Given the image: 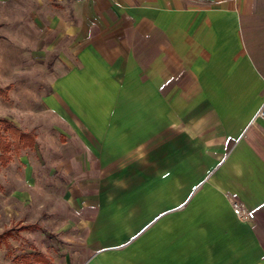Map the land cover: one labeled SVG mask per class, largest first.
Masks as SVG:
<instances>
[{"label":"crops","instance_id":"obj_1","mask_svg":"<svg viewBox=\"0 0 264 264\" xmlns=\"http://www.w3.org/2000/svg\"><path fill=\"white\" fill-rule=\"evenodd\" d=\"M30 1L41 206L86 229L74 263L264 264L258 0Z\"/></svg>","mask_w":264,"mask_h":264},{"label":"rangeland","instance_id":"obj_2","mask_svg":"<svg viewBox=\"0 0 264 264\" xmlns=\"http://www.w3.org/2000/svg\"><path fill=\"white\" fill-rule=\"evenodd\" d=\"M32 6L30 0H0V119L29 134L34 143L15 148L8 126L0 123V234L10 228L13 232L0 238V264H41L35 261L38 253L50 264H78L83 258L74 263V256L84 241L73 234L86 229L41 206V189L46 185L40 169L42 141L54 136L53 145L57 138L55 130L47 133L44 129L51 122L42 103L50 83L45 79L47 65L27 57L33 50L26 44L36 36ZM257 9L256 17L247 24L246 39L264 73V0H258ZM32 223L42 230H21Z\"/></svg>","mask_w":264,"mask_h":264},{"label":"trees","instance_id":"obj_3","mask_svg":"<svg viewBox=\"0 0 264 264\" xmlns=\"http://www.w3.org/2000/svg\"><path fill=\"white\" fill-rule=\"evenodd\" d=\"M7 89L9 90L10 86ZM5 95H7V92H5ZM0 123L6 125V127L8 126L7 129H8V131H10V135L12 137L13 144H14L15 148H20L21 144H23L24 146H31L34 144L33 140L31 139V136L29 134L21 132L19 130V128H17L15 125H13L8 120L0 119ZM8 144H10V143L8 142ZM35 228L42 230V228L37 224H25L21 227V230L25 231V230L35 229ZM12 233L13 232H12L11 228L6 229L0 234V238H8L12 235ZM35 261L42 263V264H50L49 261L45 258V256L43 254H40V253H38L35 256Z\"/></svg>","mask_w":264,"mask_h":264},{"label":"built area","instance_id":"obj_4","mask_svg":"<svg viewBox=\"0 0 264 264\" xmlns=\"http://www.w3.org/2000/svg\"><path fill=\"white\" fill-rule=\"evenodd\" d=\"M258 120L264 121V106L259 110L254 120L251 122V125H255ZM232 210L238 220L242 222H252L255 220V212L253 210L248 209L242 203L235 201L233 199L230 200Z\"/></svg>","mask_w":264,"mask_h":264}]
</instances>
